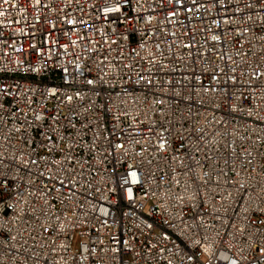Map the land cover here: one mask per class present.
I'll return each mask as SVG.
<instances>
[{
  "label": "built area",
  "instance_id": "obj_1",
  "mask_svg": "<svg viewBox=\"0 0 264 264\" xmlns=\"http://www.w3.org/2000/svg\"><path fill=\"white\" fill-rule=\"evenodd\" d=\"M0 264H264V0H0Z\"/></svg>",
  "mask_w": 264,
  "mask_h": 264
}]
</instances>
